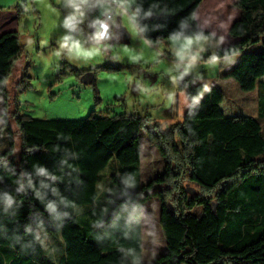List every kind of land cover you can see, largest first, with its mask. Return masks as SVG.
Listing matches in <instances>:
<instances>
[{"label":"trees","instance_id":"16d2710c","mask_svg":"<svg viewBox=\"0 0 264 264\" xmlns=\"http://www.w3.org/2000/svg\"><path fill=\"white\" fill-rule=\"evenodd\" d=\"M202 1L136 0L135 8L142 9L136 24L153 45L180 31L185 20L186 35L203 31L213 37L198 18L188 19L193 11L197 17ZM222 1L206 0L205 6L218 13ZM235 6L241 13L228 29L234 40L201 54V60L214 53L240 55L223 77L234 78L244 91L258 85V118L224 115V92L216 85L193 104L198 84L185 75L179 86L190 105L184 122L167 128L138 114L94 111L80 118L26 119L13 111L5 85L23 47L17 31L0 34V93L5 97L0 133L9 142L0 152V264H131L127 244L140 255L141 206L152 196L160 201L166 239V250L152 264H264V0H236ZM149 10L152 15L145 17ZM257 44L262 48L253 50ZM28 77L25 69L17 84ZM143 130L164 160V170L141 183ZM111 159L124 166L135 188L125 185L122 174H112L111 191L100 192V173ZM37 167L48 174L39 176ZM184 179L201 191L190 193ZM4 193L13 197L11 205ZM48 203L55 213L46 211ZM42 229L59 242L58 260L48 253Z\"/></svg>","mask_w":264,"mask_h":264},{"label":"rangeland","instance_id":"374dc122","mask_svg":"<svg viewBox=\"0 0 264 264\" xmlns=\"http://www.w3.org/2000/svg\"><path fill=\"white\" fill-rule=\"evenodd\" d=\"M205 1L197 8V18L204 28L212 32L213 37L201 54L213 53L217 47L234 40L228 29L241 13L235 6L236 0L217 3L219 12L214 14H211L213 7H206ZM134 10L135 7L131 5L129 16ZM71 11L65 0H0V34L9 30L17 31L23 47V56L16 61L5 84L11 95L8 99L11 100L13 111L17 110L26 119L80 118L87 117L91 111L97 115L138 114L147 118L149 124L159 123L162 128L184 122L190 99L186 90L179 86L183 66L179 69L174 66L175 59L169 51L168 39L157 45L145 43L147 40L140 31H132L133 26L138 29L136 21L115 16V22H112V39L106 43L108 47L101 55L93 59L69 57L59 51L58 41L67 32L62 25ZM101 11L97 6L87 12L84 23L78 25V30L74 33L85 43V47L92 43L88 39L94 32L89 26L90 22L100 17ZM228 11L230 14L226 17ZM121 24L125 28H121ZM220 37L224 38V42L218 45L216 41ZM261 48L262 44H257L253 50ZM136 57L140 59L136 60ZM235 60L236 57L231 56L217 65H212L209 60H200L187 75L194 76L199 88L198 94L203 93L200 98L212 85L223 90L221 108L224 115L258 118V85L254 90L244 91L234 78H222L220 75ZM25 69L29 77L26 82L18 85ZM87 71L95 72L94 82L82 81V76ZM173 77H176L175 81ZM97 96L101 99L98 100ZM4 99V94L0 93V111ZM260 122L264 134V119H260ZM16 140L19 149L18 134ZM141 141L142 183L164 170V160L151 142L148 131H142ZM8 146L6 133H0V152ZM123 172L124 166L111 159L100 173V192L110 189L109 178L112 174H122L123 179L128 178V174ZM183 184L190 193L201 191L198 185L189 183L187 179L183 180ZM135 187L136 185L132 186ZM103 198L105 197L102 195L96 206L100 205ZM89 207L91 206H78L77 209ZM160 208V201L153 196L141 206L140 255L135 245L127 244V248L135 249L140 262L144 264H152L155 257L166 250V239L159 220ZM40 233L43 235L45 232L42 229ZM43 237L48 253L58 260L61 248L59 242L45 235Z\"/></svg>","mask_w":264,"mask_h":264},{"label":"clouds","instance_id":"9594fccd","mask_svg":"<svg viewBox=\"0 0 264 264\" xmlns=\"http://www.w3.org/2000/svg\"><path fill=\"white\" fill-rule=\"evenodd\" d=\"M134 0H65V4L71 7L72 11L63 20V27L67 32L60 37L58 41L59 51L63 52L69 57L93 59L96 56L101 55L104 50L108 47L105 43L110 41L112 36L110 34V23L109 21L115 22V16H122L134 22L138 16L141 15V7L137 6L134 11H131L129 16V11ZM97 6H99L102 11L100 16L107 17V19H101L96 17L90 22V27L94 29V32L89 36V40L92 42L91 45L85 47V43L81 39L77 38L74 33L78 30V25L84 23L86 18V13L92 11ZM145 17L152 15L151 10L143 13ZM196 13L193 11L188 19L195 20ZM187 26V20L181 22V30L172 33L167 39L169 41V51L175 59V67L179 69L183 66V72L180 73V78L182 79L189 71L198 64L201 60V53L205 51V45L209 43L212 39L210 35H205L203 31H197L190 35H186L183 29ZM133 32L144 31V29H136L135 26L132 28ZM224 38L220 37L216 43L222 44ZM145 43H151L150 41H145ZM139 60L140 57H136ZM228 54L225 53L223 56L218 54H213L209 57V62L212 65H217L221 61L227 60ZM176 77H173L175 81ZM207 90V88H205ZM203 93H200L202 95ZM200 95L192 98L193 104L197 103L200 99ZM37 174L39 176H46L48 173L45 168L37 167ZM127 186H134L133 178L130 176L123 181ZM31 185V182H30ZM39 195V193H37ZM4 200L8 205L13 203V197L4 193ZM46 211L55 213L56 207L52 203L46 205ZM67 215V213H64ZM134 217L129 216V222ZM123 251V249H121ZM127 254L131 257V264H140L139 257L135 249H127Z\"/></svg>","mask_w":264,"mask_h":264},{"label":"crops","instance_id":"0c3cea01","mask_svg":"<svg viewBox=\"0 0 264 264\" xmlns=\"http://www.w3.org/2000/svg\"><path fill=\"white\" fill-rule=\"evenodd\" d=\"M135 5H136V1L135 2H133L132 3V7H135ZM120 17H122V16H120ZM100 18L101 19H103V16H100ZM136 21V20H135ZM137 25V24H136ZM138 27V26H137ZM121 28H125V26H123V24H121ZM113 31V30H112ZM113 33V32H112ZM109 42V41H108ZM231 56H235L236 57V60H235V62H233V64H231L232 66H228L229 68H227L224 72H221V76H222V78H225V77H223V74L227 71V70H229L231 67H233V65L239 60V58H240V55L239 54H235V55H231ZM231 56H228V57H231ZM228 79V78H227ZM143 156V155H142ZM141 162H142V160H141ZM143 175V171H142V168H140V179H141V176ZM146 181V180H145ZM144 181V182H145Z\"/></svg>","mask_w":264,"mask_h":264},{"label":"water","instance_id":"95a60500","mask_svg":"<svg viewBox=\"0 0 264 264\" xmlns=\"http://www.w3.org/2000/svg\"><path fill=\"white\" fill-rule=\"evenodd\" d=\"M95 77V72L94 71H87L83 74L82 76V81L84 83H90L93 78Z\"/></svg>","mask_w":264,"mask_h":264},{"label":"built area","instance_id":"2783aa9c","mask_svg":"<svg viewBox=\"0 0 264 264\" xmlns=\"http://www.w3.org/2000/svg\"><path fill=\"white\" fill-rule=\"evenodd\" d=\"M103 19H107V17H103ZM110 23V34L112 36V21H109ZM108 41H106L105 43H107Z\"/></svg>","mask_w":264,"mask_h":264}]
</instances>
